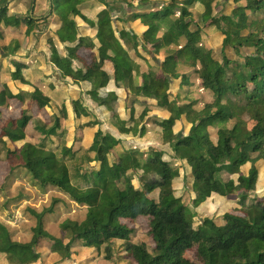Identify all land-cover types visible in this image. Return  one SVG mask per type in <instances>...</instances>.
<instances>
[{
  "label": "trees",
  "instance_id": "trees-1",
  "mask_svg": "<svg viewBox=\"0 0 264 264\" xmlns=\"http://www.w3.org/2000/svg\"><path fill=\"white\" fill-rule=\"evenodd\" d=\"M6 1H0V263L33 264L40 241L63 246L68 237V242L98 247L102 264H241L240 219L225 216L227 228L196 225L177 207L185 188L174 189L173 180L182 170L164 160L165 151L143 154L153 167L151 175L162 181L146 173L136 176L135 186L133 169L126 167L135 164V153L119 138L108 142L101 134L97 143L84 147L80 129L70 136L63 92L44 88L37 62L30 64L31 83L14 59V70L1 73L3 60L26 44L20 37L37 41L50 21L56 22L67 54L53 68L66 66L72 84L88 83L91 96L103 97L108 122L118 134L126 121L116 92H104L108 84L135 97L126 110L134 135L143 124L136 106L162 112L172 101H191L184 120L192 135L175 138L170 157L181 155L197 203L213 193L237 195L230 173L240 167L238 6L231 0H168L155 7L150 0H51L50 16L35 20L29 15L31 0H20L23 15L11 13ZM92 1L94 7L85 6ZM121 5L131 10L127 21L142 19L147 27L144 39L154 66L145 74L138 64L141 42L111 18ZM100 8L86 20L96 48L88 38H77L74 13ZM215 19L218 45L208 35ZM105 62L112 64L111 72ZM160 78L173 92L160 94L155 105L137 101L141 95L154 98ZM15 81L29 88L13 92L9 83ZM226 106L232 107L230 114ZM165 133L159 116H151L143 139L153 135L155 144L162 145ZM21 228L26 235L16 237Z\"/></svg>",
  "mask_w": 264,
  "mask_h": 264
},
{
  "label": "crops",
  "instance_id": "crops-1",
  "mask_svg": "<svg viewBox=\"0 0 264 264\" xmlns=\"http://www.w3.org/2000/svg\"><path fill=\"white\" fill-rule=\"evenodd\" d=\"M23 3L20 0H16L13 2H12V0L6 1V5L8 6L11 13H14V14L19 13L21 15H23L25 12V5ZM136 4L137 3L135 2L134 5H136ZM95 5H96L95 1H92V2L85 4V6H88L91 8L94 7ZM156 5L161 6L163 4L159 5V4H157V2H154V0H150V6L151 7H153V6L155 7ZM49 8L50 7H49L48 0H35V5L33 8L32 16L34 17L35 20L45 19V18L50 16L51 10L49 11ZM100 11H102L101 8L97 11L86 10L84 12H75L74 13V19L78 25L77 38H80V37L88 38L90 41H92L95 44L96 48H97V44H96L95 32L92 30V28H90L88 26L86 20L87 19L91 20L93 18V14L96 15V13H100ZM130 12H131V10H130L129 6L121 5L120 9L111 15V18L114 20V24H117V27H120L121 30H123V31L132 30L134 32L135 36L141 42V45L139 47V52L142 55V59H140L138 61V64L140 66L141 72L145 74L146 72H148V70L150 68L153 69V66H154V61H152V55H150L148 52V49H146V44H145L146 42L144 39V34L147 31V27L143 24L142 19H138V20H135L133 22L127 21L128 15L130 14ZM38 18H41V19H38ZM58 29H59V25L56 24V22H53L51 20L50 23L47 25V28L40 35V37L37 39V41H31L27 37H20V39L24 40V42H26V44L23 46L21 45V48H20L19 52L17 53V55L13 56L12 58L10 57L9 62L11 64L13 70H14V66H13L14 64L11 62V59H14V61H16L18 63H21V69H20L21 76L24 78V73L26 71H28L30 73L29 77L31 79L29 81V83L32 82V79L34 76L33 75L34 65H30V64L33 62H37L36 63L37 64L36 70L38 72H40V79L43 82L44 88L48 89L49 87H55L58 91L63 92V96L65 98L64 99V105L66 107L67 114H68V119L66 121V125L68 124L67 129L69 130V127H72V130H69V132H71V131L73 132L75 128L80 129L82 132V135H83L82 145L84 147H90L91 145L97 143L98 141L92 140L93 142L88 145V143L86 144V139L91 137V135H92V138H95L96 135L97 136L99 135V137L101 134L105 135L104 133H102V128L110 130V127H111L109 122H108V112L106 111V108H105L104 104L102 103V101L104 100L103 97L101 95H98L97 97L91 96L88 93V90H89V84L88 83H81L79 85L73 84V85L77 86L79 91L77 90V92H78L77 96L75 95L71 99L69 98L67 91L58 87L56 83H48V84L45 83L46 80H45L44 75H45V72L47 71L46 68L52 69L53 65L59 61V58L64 57L67 54V51H66L67 44L64 43L63 41H61V39L59 38V36L57 34ZM117 36H118V34H117ZM91 37H94V39H92ZM61 48H63L62 51H61ZM82 53L84 54V56L87 55V52L84 48H81V50L79 51V55L84 57L82 55ZM93 53L96 54L95 51ZM55 58L57 60H55ZM160 60L163 61L164 59L160 58ZM5 62H6V60H3L2 66ZM62 67L67 68L66 66H61L60 68H62ZM60 68H58V69H60ZM54 69L55 68H53V70ZM105 69L107 71L111 72L113 69L112 64L110 62H105ZM3 71L4 70L2 68V72ZM67 71H68V68H67ZM55 72H57V71H55ZM3 73H7V72H3ZM59 76H60V73H59ZM66 78H67V75L64 78L65 80H62V81H66ZM67 81H69L68 78H67ZM160 82H161V88L154 95L155 96L154 98L141 95L137 98V101L142 102V103H146L149 105H155L157 100L160 99V94L165 93V92L166 93L173 92L171 90L172 88H171L170 83L166 82V80L164 78H160ZM164 87H166V89H163ZM25 89H28V88H25ZM84 89L88 93L87 96L90 97V99H87V101L88 100L91 101L90 102L91 108L88 105H85L83 102V100H85L83 97L84 94H82ZM119 91H122V90H119ZM141 91H142V89L139 88L138 92L140 93ZM123 92L126 93L125 94L126 97H131V100L128 101L126 98V100L122 99V101H118L119 107H120L121 102H122V103H124V109L127 110V108L131 107V103L133 100H135V97L131 96V94L129 92H125V91H123ZM117 96H118V94H117ZM99 97H101V98H99ZM118 99H119V96H118ZM191 105H192V102L189 100H186V99H181L177 102L172 101L169 104L168 108L162 112H156V111L150 110L148 108L142 109L141 107L136 106V109H137L136 117L139 120L143 121V124L140 125L139 130L137 132V135H134V133L132 131L133 124L130 122V120L127 117L125 119L126 127H125L123 133L125 132L126 134H130L131 137H133L134 139H137V141L139 143H145L148 145V148L141 149L137 152L134 150H131L135 153L133 158L137 162L138 167L142 163H145V162L149 163L147 161V158L143 157V154L145 152L152 150V149H161V150L165 151V153H167V152L170 153L171 152L170 151L171 142L175 138L178 139V138H186V137L191 136V135H189V132L192 133L191 126L187 125L185 120H184V115L191 110ZM170 107H171V110H169ZM71 108H72V110H71ZM120 110H121V107H120ZM90 111L94 112V114L96 116L93 115L92 112H90ZM71 112H72V114H71ZM73 114H74V116H73ZM151 116H159L160 122H161V127H163L166 130V133L164 134V137H163L162 145L161 144L160 145L155 144L154 139H153V135H151V137L148 139H143V132L145 130L146 123L148 122V118ZM95 117H97V119H99V121H102L103 124H100L98 122L95 123V120H94ZM72 123L74 124L73 126L71 125ZM169 123H170V125H167ZM178 123H179V125L177 126ZM178 127H179V129H178ZM186 131H189V132H188L187 136H184V133ZM177 136H180V137H177ZM106 137H107L108 142H110L113 139L112 137H110V138L108 136H106ZM121 142L124 145L123 141H121ZM126 149L129 150L128 148H126ZM127 163L128 164L126 167L130 168L129 162H127ZM149 172H151L150 169H149ZM142 174H143L142 172L139 173V175H142ZM182 174H183V170H182ZM139 175L134 174L135 178H136V176H139ZM174 189H182V188H180V187L175 188L174 187ZM185 195H186V192H184L182 198ZM209 199H211V200L213 199L214 201L217 200L215 202H221V200H222L223 204L221 206H224V204L227 202L226 199H230V197L229 196H220L217 193V194H212L209 197Z\"/></svg>",
  "mask_w": 264,
  "mask_h": 264
},
{
  "label": "rangeland",
  "instance_id": "rangeland-1",
  "mask_svg": "<svg viewBox=\"0 0 264 264\" xmlns=\"http://www.w3.org/2000/svg\"><path fill=\"white\" fill-rule=\"evenodd\" d=\"M166 1L168 0H154V2H157V4L159 5L164 4ZM231 3L233 5L238 6V0H231ZM197 8H199V10H202L199 6ZM219 32H220V24L215 19L209 24V34H208L209 39L212 41L214 45H218L221 39V36H219ZM91 38L94 39V37H91ZM19 50L20 48L18 49L17 53L19 52ZM62 50L63 48H61V51ZM82 55L84 56L83 53ZM9 60L10 59L6 60L3 66L1 65L4 70L3 72L13 71V68ZM55 60L57 59L55 58ZM46 70L47 71L45 72V75H44L46 84L56 83L58 87L67 91L70 99L74 97L75 95L77 96V93H78L77 86L73 85L70 80L67 81V78H66V81H62V80H65L64 78L66 77L68 73L67 68L62 67L60 69H54L57 72H55L53 68L52 69L46 68ZM59 73H60V76H59ZM29 75L30 73L28 71L24 73L23 79L24 80L26 79L25 80L26 82H29L31 80ZM9 87L13 92L19 89L29 88L25 83H21L19 81L9 83ZM104 88H105L104 92L115 91L119 96V101H122V99L126 100V98L128 101L131 100V97H126L125 96L126 93L116 89L112 83L106 85ZM163 89H166V87H164ZM82 94H84L83 97L86 100V101L83 100L84 104L88 105L91 108L90 106L91 101L90 100L87 101V99H90V97L87 96L88 93L85 89ZM104 102L105 100L102 101L103 104ZM120 107H121V115L124 119H126L127 116H126V110L124 109V103L121 102ZM226 108H227L228 114H230V112L233 111L232 107L230 106L229 107L226 106ZM169 110H171V107ZM92 114L95 115L94 112H92ZM94 120H95V123L98 122L100 124H103L102 121H99V119H97V117H95ZM71 125L73 126L74 124L72 123ZM167 125H170V123ZM178 125L179 123L177 124V126ZM66 127H68V124L66 125ZM69 130H72V127H69ZM188 132L189 131H186L184 133V136H187ZM69 133L71 136L72 131ZM102 133H104L109 138L110 137L115 138V139L120 138V140L123 141L125 148H128L129 150H134L137 152L141 149L148 148L147 144L139 143L137 139H134L133 137H131L130 134H126L125 132L122 134H118L117 132H115V130L112 127H110V130L102 128ZM189 135H192V133L189 132ZM177 137H180V136H177ZM92 140L99 141V135L98 136L96 135L95 138H92V135H91V137L86 139V144L88 143L89 145L90 143L93 142ZM171 155L172 154H170L169 152L165 153L164 160L170 162V165L172 167L174 166L180 167V169L183 170V174L173 180V186L175 188H179V187L185 188V192H186V195L180 201H178L177 207L181 209L182 211L189 213L190 216L194 219L196 225H199L201 223H206V225L208 226L211 224H215L217 226L227 228V225L224 221L225 216H231V217H236L240 219V181L238 180L240 178V167H237L234 171L230 173L231 174L230 178H231L232 183L236 185L238 188L237 190L238 194L230 195L229 196L230 199H226L227 202L224 204V206H221L223 204L222 200L221 202H215L217 200L214 201L213 199L211 200L209 198H207L206 201H204L203 203H197L194 194L190 190L191 178L189 176V169H187V167L185 165H182V162L179 161L181 159V155L175 157V159L170 157ZM127 164L128 163H126V166ZM129 165L133 169V173L135 175H139V173L141 172L143 174L148 173L151 175L153 172V167L151 166V164L147 162L142 163L141 165H139V167L137 166V162H135L134 165H132L129 162ZM149 169L151 170V172H149ZM134 174L130 175V179L136 186L137 180ZM151 177L154 182L158 183L162 181V179L158 178L157 176L151 175ZM213 194H217V193H213ZM219 195L222 196L221 194ZM228 233L229 235H232L230 231ZM25 235H26V232H24V230L21 228L19 229V232L16 235V237L25 236ZM136 236H137V232H136ZM67 239L68 237L65 238V244L63 246L55 245L53 242L47 241V240L40 241L37 244V246L34 248V251L36 253V260L33 264H102L100 262V258H101L100 249L98 247L88 246L82 240H74V241L68 242ZM1 264H4V263H1Z\"/></svg>",
  "mask_w": 264,
  "mask_h": 264
},
{
  "label": "water",
  "instance_id": "water-1",
  "mask_svg": "<svg viewBox=\"0 0 264 264\" xmlns=\"http://www.w3.org/2000/svg\"><path fill=\"white\" fill-rule=\"evenodd\" d=\"M31 2H32V4H31V9H30V12H29V14H30V16H32V14H33V8H34V5H35V0H31ZM48 2H49V11L51 10V0H48ZM38 19H41V18H38Z\"/></svg>",
  "mask_w": 264,
  "mask_h": 264
}]
</instances>
